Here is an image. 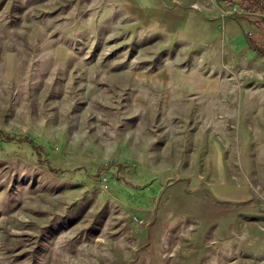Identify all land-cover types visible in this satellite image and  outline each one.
<instances>
[{"label": "rangeland", "instance_id": "obj_1", "mask_svg": "<svg viewBox=\"0 0 264 264\" xmlns=\"http://www.w3.org/2000/svg\"><path fill=\"white\" fill-rule=\"evenodd\" d=\"M216 4L0 0V264H264V43Z\"/></svg>", "mask_w": 264, "mask_h": 264}, {"label": "crops", "instance_id": "obj_2", "mask_svg": "<svg viewBox=\"0 0 264 264\" xmlns=\"http://www.w3.org/2000/svg\"><path fill=\"white\" fill-rule=\"evenodd\" d=\"M218 1L223 2L224 0ZM253 26L255 37L259 42L264 43V37L261 36L259 24L254 23ZM233 100L235 101L233 104L237 105V108L234 110L237 113L238 128L240 130L253 131V134H250L252 137L250 142L255 146L248 150L246 159L256 162V167L259 171L255 173L254 177L259 179L258 183L264 185V97H238L233 98ZM259 105L261 107H258ZM242 143H240V151Z\"/></svg>", "mask_w": 264, "mask_h": 264}, {"label": "built area", "instance_id": "obj_3", "mask_svg": "<svg viewBox=\"0 0 264 264\" xmlns=\"http://www.w3.org/2000/svg\"><path fill=\"white\" fill-rule=\"evenodd\" d=\"M233 1L234 0H224L216 5L221 10L222 6L226 8L231 4L234 5V11H229V13H236L237 16H242L243 19L240 24L241 29L250 37H254L255 32L253 24L258 23L261 36L264 37V0H238V4H233Z\"/></svg>", "mask_w": 264, "mask_h": 264}, {"label": "trees", "instance_id": "obj_4", "mask_svg": "<svg viewBox=\"0 0 264 264\" xmlns=\"http://www.w3.org/2000/svg\"><path fill=\"white\" fill-rule=\"evenodd\" d=\"M11 138H9V137H5V140H10Z\"/></svg>", "mask_w": 264, "mask_h": 264}]
</instances>
